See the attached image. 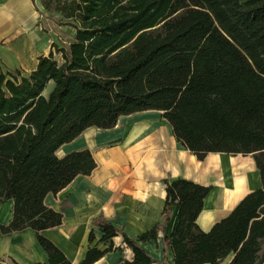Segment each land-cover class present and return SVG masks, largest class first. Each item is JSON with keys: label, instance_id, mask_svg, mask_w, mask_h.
Instances as JSON below:
<instances>
[{"label": "trees", "instance_id": "16d2710c", "mask_svg": "<svg viewBox=\"0 0 264 264\" xmlns=\"http://www.w3.org/2000/svg\"><path fill=\"white\" fill-rule=\"evenodd\" d=\"M42 5L74 36L53 44L28 74L0 72V203L13 202L12 218L0 224V234L31 229L48 255V263L34 264H71L42 235L62 223V214L44 199L76 176L89 175L96 163L88 149L63 157L57 149L88 127L110 129L120 116L157 110L199 160L208 152L252 154L261 187L203 231L196 219L210 187L164 180L159 221L130 238L99 215L92 224L100 228L105 248L88 247L80 264L112 251L118 234L133 253L131 261L118 264H153L142 244L159 233L160 264H264V0ZM172 206L178 207L177 222L166 234ZM93 240L91 231L88 242Z\"/></svg>", "mask_w": 264, "mask_h": 264}, {"label": "crops", "instance_id": "0c3cea01", "mask_svg": "<svg viewBox=\"0 0 264 264\" xmlns=\"http://www.w3.org/2000/svg\"><path fill=\"white\" fill-rule=\"evenodd\" d=\"M46 13L49 12L45 11L42 0H0V72L28 74L35 69L40 56L49 54L50 32L42 22ZM82 149H88L94 158L96 166L92 172L76 176L62 190L48 193L44 199L46 206L62 214V223L43 231L42 235L71 264H80L88 247L105 248L100 242V228L92 224L99 215L130 238H136L158 222L166 197L164 180L183 178L210 187L196 219L203 231H209L246 194L261 187L254 159L242 157L240 153L208 152L199 160L176 140L171 125L157 110L120 116L116 126L110 129L88 127L74 140L60 146L56 155L63 157ZM232 159L249 161L256 178V185L241 195L221 179L224 163ZM12 212V200L0 203V224H8ZM177 215L178 207L172 206L166 234L172 233ZM91 231L94 240L89 243ZM161 239L162 233H159L156 240L142 244L156 260L153 264H160L164 256ZM112 242V251L93 264L132 260V250L121 234L114 236ZM168 258L172 259L170 251ZM0 261L48 263V255L39 245L35 232L25 229L10 235L0 234Z\"/></svg>", "mask_w": 264, "mask_h": 264}, {"label": "bare ground", "instance_id": "6f19581e", "mask_svg": "<svg viewBox=\"0 0 264 264\" xmlns=\"http://www.w3.org/2000/svg\"><path fill=\"white\" fill-rule=\"evenodd\" d=\"M223 166L224 172L221 179L228 182L231 187L236 189L239 195L256 185L254 171L249 161L232 159L230 162L224 163Z\"/></svg>", "mask_w": 264, "mask_h": 264}, {"label": "rangeland", "instance_id": "374dc122", "mask_svg": "<svg viewBox=\"0 0 264 264\" xmlns=\"http://www.w3.org/2000/svg\"><path fill=\"white\" fill-rule=\"evenodd\" d=\"M42 22L44 29L50 32L49 41L50 46L53 44H57L62 46L65 42H68L74 36V29L65 24H61L58 21V16L53 13H46L43 15ZM58 60L60 61V57L56 55ZM49 87L46 89V93L48 92ZM242 157L252 158V154H243Z\"/></svg>", "mask_w": 264, "mask_h": 264}]
</instances>
